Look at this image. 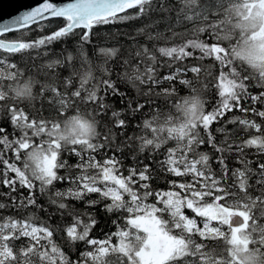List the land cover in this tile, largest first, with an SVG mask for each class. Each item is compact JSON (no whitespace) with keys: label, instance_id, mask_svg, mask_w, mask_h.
Wrapping results in <instances>:
<instances>
[{"label":"snow or ice","instance_id":"snow-or-ice-1","mask_svg":"<svg viewBox=\"0 0 264 264\" xmlns=\"http://www.w3.org/2000/svg\"><path fill=\"white\" fill-rule=\"evenodd\" d=\"M177 3L178 9L171 0H40L0 23V185L8 189L0 196L9 201H0V213L22 214L19 219L0 214V264H264V162L249 160L246 152L255 148L257 156L264 154V124L249 116L264 120V0ZM153 13L162 19L175 13L166 28L170 35L139 29L147 43H137L118 66L112 61L120 48L99 47V61L89 56L86 46L97 48L94 29ZM33 31L41 35L30 38ZM14 32L18 35L10 38ZM122 34L129 36L119 30L112 35ZM75 37V55L60 54L43 64V81L22 82L12 57L48 56L55 42ZM163 68L168 71L161 75ZM177 82L190 94L179 96ZM213 91L218 99L208 110L206 97ZM173 98L172 110L152 111L138 125L139 135L117 143L137 114ZM233 110L242 115L225 119ZM70 111L75 114L66 115ZM109 113L110 123H104L101 118ZM221 121L224 126L215 133L223 139L217 140L211 129ZM228 124L257 134L236 137ZM129 141L138 142L140 152L155 155L163 149L164 158L156 169L143 161L126 168L117 153ZM206 143L214 157L200 150ZM64 153L77 163L70 164ZM233 155L241 167L229 168ZM157 171L172 177L168 190L153 189ZM58 182L69 186L56 189ZM92 194L98 199H90ZM40 197L62 217L71 216V223L60 229L28 211H47ZM71 200L88 207L110 201L105 210L123 225L114 220L117 231L95 238L96 217L75 209ZM61 230L68 245L84 246L77 259L56 242ZM21 239L25 243L17 246Z\"/></svg>","mask_w":264,"mask_h":264},{"label":"trees","instance_id":"trees-1","mask_svg":"<svg viewBox=\"0 0 264 264\" xmlns=\"http://www.w3.org/2000/svg\"><path fill=\"white\" fill-rule=\"evenodd\" d=\"M171 2L173 3V5L177 9L179 8V4L177 3V0H171ZM132 11H134V10H132ZM174 16H175V13H173L171 16H169L168 19H162V16L160 13H153L150 17H141L139 19L130 20V21L120 23V24L98 27V28L94 29V31L98 33V36L93 38V45H96L97 48L94 49L91 45L86 46L88 54L94 60L99 61L98 60L99 59V53H98L99 47H117V48H120V52H119L118 56L116 58H114L112 61V64L118 66L119 63L123 59L130 58L132 56L134 50L137 47V43L144 44V42L142 43L143 38H140V39L137 38L140 36H137V33L135 32V28L139 27L140 29L141 28L149 29V30H151L152 34H155L156 32H153V31H156L158 28L163 27L166 30L167 25L170 21L174 23ZM55 23L56 24H62L63 21L58 20V21H55ZM117 30H119L121 33H128L129 36H125L122 34L119 37H114L112 34L117 32ZM176 30L181 31L182 29L179 26V27H176ZM17 35L18 34L14 32L11 34L10 38H13ZM40 35H41V33L38 31H33V32L29 33L30 38H35V37H38ZM132 36H135V38H136L135 41H133L131 39ZM77 40H78V37H75V38L67 39L66 41L62 40L59 42H55L48 49V51H49L48 56H38L36 54V52H33L31 54V57H29V56H23L22 57L20 55H16V56L11 58V62L16 63L18 68L23 73L22 82L27 81L29 78H35L36 80L43 81L44 80V71L42 70L41 66L43 64H45L46 62H49V61L57 58L58 56H60V54L67 55L68 52H72L75 55L76 54V47L75 46L77 44ZM205 61H210L212 64L211 60H205ZM67 74L68 73L66 70L61 72L62 76H66ZM6 83H9V82L6 81ZM164 86L167 87V84H165ZM176 88L178 89V94L181 97L187 96L190 94V90L189 89L187 90L183 85H180L178 82L176 83ZM38 89H39V84H37L35 86L34 90H38ZM122 90H124V89L122 88ZM252 91H253V89H252ZM129 95H134V92L129 90ZM206 99L209 100V104L206 105V109L210 110L211 107L215 104L216 100L218 99V96L213 91L211 94H209L206 97ZM157 101L159 103L155 104L152 109H149L148 107H146L142 113L137 114L135 116V118L131 120L130 126L127 128V130L125 132L126 134H129L130 127L133 125L135 119H137V121H139L144 116V113L156 111L157 109H162V105H163L162 101L161 100H157ZM170 101L175 102V98H173ZM115 107L118 110L122 107V104L120 103L119 98L115 99ZM256 107H257V105H256ZM74 114H75L74 111H70V112L66 113V115H74ZM241 115L242 114L239 113L238 111L233 110V112H230L226 115L225 119H229L233 116H241ZM109 116H110V113L108 114V116H104L101 118L104 121V123H110ZM255 118H256L257 123L264 124V120H261L258 117H255ZM223 125H224V122L221 121L220 123H214L212 126L211 130L213 131L214 135H216L217 140H222L223 134L222 133H215V128L222 127ZM5 126L8 128L9 132L12 131V128L10 125H5ZM228 130L232 131L231 128L230 129L228 128ZM201 134L205 135L203 130H201ZM235 135H236V137L240 136V134H236V133H235ZM243 135H242L243 139L249 138V136H247L245 134H243ZM126 138L127 137L124 135L120 139L122 141ZM131 144H133L132 148L124 149V151L127 150L126 156H128L129 158L132 157L133 151L134 150L137 151L136 148H138L136 142L135 143L131 142ZM208 148L210 149L211 147H210V145H208L206 143V144L201 146L200 150L203 152H208ZM213 153L214 152L212 150V154ZM68 156H70L68 153L63 154V158L64 157L68 158ZM118 156H123V155L121 153H118ZM213 164H214V162H213ZM251 167L256 168L257 166H251ZM60 173L63 175L64 170L61 169ZM171 178L172 177L168 178L167 183L162 184V186H158L157 184H155V182L152 181L153 189L158 190V191H161L163 189H169L170 185H169L168 181ZM68 186L69 185L67 182H58L55 185V188L59 189V190H64ZM0 191L7 192L8 189L3 188V186L0 185ZM21 191H24V190H21ZM24 194L27 195V192L24 191ZM13 195L18 196V193H13ZM89 198L90 199H98V196H97V194H92V195H90ZM0 201L9 202L8 198L4 197V196H0ZM149 201H153V200L150 198ZM109 202L110 201L105 200L101 203H98L95 206L88 207V206H86V204L83 201H75V200L69 201V203L71 205H73L75 207V209L87 211L88 213L93 214L96 217L98 223L92 229L91 235L95 238H98V239H104L107 235H110L111 233L117 231V225L113 224V221L118 220V215H116L115 213H109L104 208V205L106 203H109ZM38 203L43 205L47 209V211H43V210L38 211L37 209H34V208L29 209L28 211L35 212L39 217L43 218L44 220H48L53 226H56L60 229L64 228L65 223H67V222H68V224L71 223L70 219H72V217L68 216L67 214H65L62 217L60 215V213L56 210L55 206L50 205V203L48 202L46 197H40L38 199ZM0 214H2L4 216H15L17 219L21 218V215H22L21 212H18V211L13 210V209H9V210L4 211ZM26 214L27 213H24V215H26ZM119 215L122 217L124 214L120 213ZM118 223L120 226H122L123 220L119 219ZM64 237H66V232L61 230L55 235V240L62 247V249L71 256V258L73 260L77 259L79 256V253L84 250V246L82 244H79V243L75 244L74 246L68 245L66 243V240L64 239ZM114 239L115 238H113V240ZM24 243H25L24 239L16 241L17 246L22 245Z\"/></svg>","mask_w":264,"mask_h":264},{"label":"bare ground","instance_id":"bare-ground-1","mask_svg":"<svg viewBox=\"0 0 264 264\" xmlns=\"http://www.w3.org/2000/svg\"><path fill=\"white\" fill-rule=\"evenodd\" d=\"M177 27H179V26H177ZM139 27H137V28H135V32L136 33H138V31H139ZM51 29H48L47 31H50ZM157 31H159V32H163L164 34H165V36H168V35H170V33H168L163 27H161V28H158L156 31H153V32H157ZM134 32V33H135ZM137 36H140V35H137ZM137 38H143V41H142V43L144 42H146L147 43V37L146 36H140V37H137ZM175 42H179V39L177 38V40L175 41ZM148 46L151 48L152 46H153V44L152 43H149L148 44ZM156 46H163V42H161V43H158V44H156ZM99 60V59H98ZM204 63L206 64V65H211V62L210 61H204ZM167 69L166 68H163V69H160V74L161 75H164V74H166L167 73ZM192 75L193 74H191V73H189L188 74V78H192ZM194 86H196V85H194ZM185 87V86H184ZM186 88V87H185ZM187 90H188V88H186ZM257 91V89H255V88H253V92H256ZM161 101H162V109H157V110H163V112L164 113H167V112H169L170 110H172V104L174 103V102H172V101H168L167 103H165L164 102V100L163 99H161ZM157 103H159L158 101H156L155 102V104H157ZM261 106L258 104L257 105V108H260ZM159 108V107H158ZM81 110L82 111H84L85 109H84V106L82 105L81 106ZM150 113L151 112H146V113H144V116L142 117V119H140L139 121H137V119H135L134 120V123H133V125L130 127V130H129V134H124L126 137H128V136H133L134 134H136V135H139L140 134V128L138 127V125L139 124H141V122H142V120L143 119H150L151 118V116H150ZM46 115H47V113H45ZM249 116H250V118H253V119H255L256 120V118L255 117H252L251 116V114H249ZM224 126V125H223ZM227 129L229 128H231V130L232 131H234L236 134H240V136H238L239 138H242V135L243 134H245V135H247V136H249L250 134H256L255 133V131L254 130H252V131H250V130H247V131H245L244 129H242L238 124L237 125H232V124H228L227 126ZM242 134V135H241ZM244 136V135H243ZM121 142V139L120 140H118L117 141V143H120ZM131 142H133V141H129V143H128V145L129 146H127V147H124V149H126V148H132L133 147V144H131ZM135 143V142H134ZM137 143V147L139 148V146H138V142H136ZM168 146H174L173 145V143L172 142H170L169 143V145ZM138 148H136V150L137 151H133V155H132V157H128V156H126V153H127V150H125V151H123L121 154L123 155L122 156V158H123V161H124V165H125V167L127 168V167H129V166H133L134 164H136L137 162H139V161H143V163H145V164H151V166H152V168L153 169H156L157 168V164H156V161H159V160H161V159H163L164 157H163V149L161 150V153L160 154H155V155H153V154H150V152L149 151H147V150H145L144 152H140L139 150H138ZM208 152L214 157L215 155H216V153H213L212 154V149L210 148H208ZM246 152L248 153V159L249 160H259L260 162H264V154H261V155H259V156H257L256 155V149L255 148H252V149H246ZM108 154L109 155H111L112 154V149H109V152H108ZM117 155H118V153H117ZM133 157H136V160H133ZM64 159H67L68 161H69V163L70 164H76L77 163V161H78V158L77 157H75L74 155H72V156H68V158L67 157H64ZM72 159V160H71ZM97 159H101V157L100 156H97ZM228 165H229V168H238V167H241V165L238 163V162H236V159H235V156L233 155L232 157H230V159L228 160ZM251 166H257V164L256 163H253ZM213 168H218V166L215 164V162H214V164H213ZM253 169H255V168H253ZM124 174H125V176L128 174L126 171L124 172ZM168 178H170V176H167V175H165V174H163V173H161V172H159V171H157V173H156V179H154L153 180V182H155V184H157L158 186H162V184H164V183H167V179ZM256 179H258V177H256V176H254L253 178H252V180L250 181V183H252V184H255V180ZM164 190H168V189H163V190H161V191H164ZM117 215V214H116ZM58 219V218H57ZM70 220H72V219H70ZM68 224V222L67 223H65L64 225H67ZM63 225V226H64ZM61 233V232H60Z\"/></svg>","mask_w":264,"mask_h":264},{"label":"water","instance_id":"water-1","mask_svg":"<svg viewBox=\"0 0 264 264\" xmlns=\"http://www.w3.org/2000/svg\"><path fill=\"white\" fill-rule=\"evenodd\" d=\"M39 2L40 0H0V23L12 19ZM62 2L71 3L72 0H62Z\"/></svg>","mask_w":264,"mask_h":264},{"label":"rangeland","instance_id":"rangeland-1","mask_svg":"<svg viewBox=\"0 0 264 264\" xmlns=\"http://www.w3.org/2000/svg\"><path fill=\"white\" fill-rule=\"evenodd\" d=\"M177 26H179V25H177ZM250 131H252V130H250ZM148 202H150V203H151V202H154V201H148ZM188 214H189V215H192V213H191L190 211L188 212ZM112 242H113V243H116V242H117V240H116V239H114Z\"/></svg>","mask_w":264,"mask_h":264}]
</instances>
